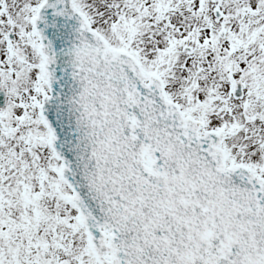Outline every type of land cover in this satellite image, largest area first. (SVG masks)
I'll return each mask as SVG.
<instances>
[{
    "label": "snow or ice",
    "instance_id": "snow-or-ice-1",
    "mask_svg": "<svg viewBox=\"0 0 264 264\" xmlns=\"http://www.w3.org/2000/svg\"><path fill=\"white\" fill-rule=\"evenodd\" d=\"M0 264H264V0H0Z\"/></svg>",
    "mask_w": 264,
    "mask_h": 264
}]
</instances>
